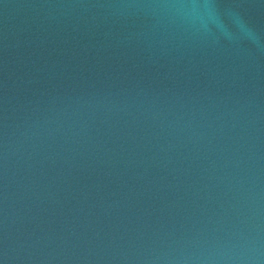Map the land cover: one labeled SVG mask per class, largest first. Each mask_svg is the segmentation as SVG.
<instances>
[{"label": "water", "instance_id": "water-1", "mask_svg": "<svg viewBox=\"0 0 264 264\" xmlns=\"http://www.w3.org/2000/svg\"><path fill=\"white\" fill-rule=\"evenodd\" d=\"M0 264H264V0H0Z\"/></svg>", "mask_w": 264, "mask_h": 264}]
</instances>
